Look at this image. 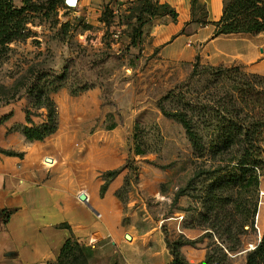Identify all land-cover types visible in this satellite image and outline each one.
Wrapping results in <instances>:
<instances>
[{
  "label": "crops",
  "instance_id": "0c3cea01",
  "mask_svg": "<svg viewBox=\"0 0 264 264\" xmlns=\"http://www.w3.org/2000/svg\"><path fill=\"white\" fill-rule=\"evenodd\" d=\"M79 1L89 8L108 3L114 13L128 3L139 13L142 4ZM151 1L169 5L176 16L152 18L143 50L182 72H191L196 61L222 67L211 75L206 89L199 134L215 141L236 122L233 137L242 138L237 141L239 164L253 165V159L262 157L258 169L264 171V30L217 33L227 0ZM44 99L53 108V127L43 132L47 105L35 107L31 120L26 119V101L0 106V148L19 153L0 152V264H58L68 238L85 247L87 264H168L173 256L166 236L171 235L192 241L181 246L190 263L203 261L215 243L227 252L226 264L246 263L247 246L258 242L244 241L231 252L210 226L214 219L221 225L225 216L212 213L205 222L200 217L202 201L199 209L164 217L138 214L133 204L141 198L129 193L125 166L132 123L118 120L107 127L99 87L64 78L48 87ZM115 169H120L117 174H108ZM259 189L264 191L263 182ZM258 213L264 228V203ZM140 214L143 222L138 223ZM127 232L130 239L125 238Z\"/></svg>",
  "mask_w": 264,
  "mask_h": 264
},
{
  "label": "rangeland",
  "instance_id": "374dc122",
  "mask_svg": "<svg viewBox=\"0 0 264 264\" xmlns=\"http://www.w3.org/2000/svg\"><path fill=\"white\" fill-rule=\"evenodd\" d=\"M29 1L33 6L27 11L30 35L12 41L0 51V104L21 99L26 101L29 112L35 113L39 91L44 95L62 73L65 79L83 87H99L107 126L117 124L118 120L132 123L126 178L129 193L141 198L133 204L138 214L148 211L164 217L189 208L199 209L208 184L217 175L222 182L234 181L238 176L235 166L253 167L246 183L215 187L214 208L217 207L220 217L225 216L221 225L229 226L233 233L228 238L225 228L216 232L226 248L236 247L239 237L236 249L244 241L259 242L264 229L258 221V208L264 203V198L260 202L263 189H259L264 183V171L258 167L263 162L258 157L253 159V165L239 164L237 141L242 138L233 137L237 123L230 122L231 129L222 130L215 141L202 138L204 150L198 153L182 122L161 109L164 106L173 113L183 111L188 118L198 121V108L205 103L212 75L210 69L197 63L193 73L182 72L161 61L154 52L143 50L152 18L145 15L138 19L133 3L114 13L108 3L90 4L89 8L80 5L79 0H56L55 7L48 9L46 0ZM13 2L18 7L24 5V0ZM117 25L122 28L115 38ZM124 39L125 44L121 43ZM224 141L225 145L228 143L225 149L213 155L214 146ZM136 143L145 150L144 154L135 153ZM218 166L225 170L213 176L198 175L201 170ZM223 196L227 198L222 200ZM143 217L140 214L138 223L143 222Z\"/></svg>",
  "mask_w": 264,
  "mask_h": 264
},
{
  "label": "trees",
  "instance_id": "16d2710c",
  "mask_svg": "<svg viewBox=\"0 0 264 264\" xmlns=\"http://www.w3.org/2000/svg\"><path fill=\"white\" fill-rule=\"evenodd\" d=\"M141 2V8L139 11V15L137 16L138 19H141L142 16L145 15L147 17L153 18L155 16H162L166 13L170 14L172 17L176 16V11L167 4H158L151 0H141ZM258 2H260V4ZM55 4L56 0H46V6L48 9L54 8ZM31 8H33V6L29 0H24V5L19 7L14 4L13 0H0V51L7 49L12 41L23 39L30 35L31 31L27 26V22L29 21L27 11ZM262 30H264V0H227L225 2L223 16L216 27L217 33H230L239 31L259 32ZM197 63L198 61H196L195 64ZM195 64L191 71L192 73L195 71ZM208 68L210 69L212 74L219 73L223 70L222 67ZM64 76L65 74L62 73L58 80L64 78ZM39 92L40 93H38L36 107L42 105H47L49 107L48 123L44 128L40 130V132H43L53 127V108L51 107L49 102L45 101V94L43 95L41 90ZM8 102L10 101L7 100L4 103L0 104V106ZM206 107L207 103L205 102L204 105L201 106V108H198V121H193L191 118H188V116L182 113L183 111H176L173 113L168 111L164 106H161L162 112L165 115L177 118L182 122L185 127L188 139L196 148V151L198 153H203L204 150V143L198 131V123H200L203 111ZM29 109L30 108L27 107L25 109L27 120H31L30 114L32 113L29 112ZM113 126H115V124L108 125L107 127L112 128ZM226 141L228 140L226 139ZM227 144L228 143H226L225 145V141L222 144H216L213 148L212 154L216 155L218 152L225 149ZM134 151L136 154L145 153V150L142 149L141 145L138 143H136ZM0 152L6 154H19L14 150L2 148H0ZM224 168L225 167L218 166L203 171L201 170L198 175L206 174L213 176L214 174L222 171ZM234 169L236 170V172H238V176L237 178H234V181L232 179L231 181L228 180L227 182H222V177H220V175H217L216 178L208 184L209 189L204 192V196H202V212L200 213V217L205 222L208 221V216L210 214H217L219 212L217 210V207L214 208V198L216 196L215 187L216 189H219L225 184L241 182L246 183L248 181V175L253 174V167L251 166H235ZM119 170L120 169L112 170L108 174H117ZM253 178H256L255 175ZM226 198L227 197H224L222 200H225ZM220 201L221 198L218 197V202ZM210 226L216 232H219L222 228H225L224 231L227 237L232 238L230 236L233 233L229 226H221L216 222L215 219L210 222ZM238 241L240 242V238L238 239ZM166 242L173 256L168 264H226L225 260L227 257V252L217 243L210 247L203 261L199 263H190L185 259L183 253L181 252V246L192 241L186 239L181 235L177 238H169L166 236ZM236 247H230L229 250ZM58 264H87V253L85 247L80 244L75 238L66 239L60 251ZM245 264H264V229L257 245L247 252Z\"/></svg>",
  "mask_w": 264,
  "mask_h": 264
},
{
  "label": "built area",
  "instance_id": "2783aa9c",
  "mask_svg": "<svg viewBox=\"0 0 264 264\" xmlns=\"http://www.w3.org/2000/svg\"><path fill=\"white\" fill-rule=\"evenodd\" d=\"M118 27L116 28V30L113 32V37H118L120 32H121V28L119 25H117ZM262 198H264V191H261L260 193V202L263 201ZM258 230H259V227L257 226ZM255 246L254 245H250V248H254Z\"/></svg>",
  "mask_w": 264,
  "mask_h": 264
},
{
  "label": "water",
  "instance_id": "95a60500",
  "mask_svg": "<svg viewBox=\"0 0 264 264\" xmlns=\"http://www.w3.org/2000/svg\"><path fill=\"white\" fill-rule=\"evenodd\" d=\"M47 160H49L50 158H46ZM80 198L81 199H84L85 198V194L84 193H81L80 194ZM125 238L126 239H130L131 238V235L127 232L126 234H125Z\"/></svg>",
  "mask_w": 264,
  "mask_h": 264
}]
</instances>
